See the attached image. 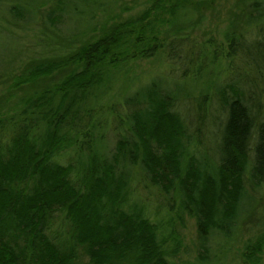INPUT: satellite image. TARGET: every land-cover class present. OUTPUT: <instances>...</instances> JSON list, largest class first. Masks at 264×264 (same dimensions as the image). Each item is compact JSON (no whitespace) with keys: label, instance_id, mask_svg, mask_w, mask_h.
Instances as JSON below:
<instances>
[{"label":"trees","instance_id":"1","mask_svg":"<svg viewBox=\"0 0 264 264\" xmlns=\"http://www.w3.org/2000/svg\"><path fill=\"white\" fill-rule=\"evenodd\" d=\"M191 3L152 0L135 19L104 27L62 56L28 63L14 78V88L28 85L33 92L13 104L0 100V264H175L168 258L178 249L166 245L167 229L130 200L129 166L135 165L178 198L197 223L202 246L211 231L231 234L246 168L264 184L259 102L235 85L215 90L224 111L210 163L194 156L198 131L189 133L174 110L186 97L176 83L170 88L152 79L125 100L112 152L104 143L107 113V127L99 123L104 115L96 118L125 67L160 52L162 15L178 19ZM234 41L230 36L229 47ZM66 150L71 161L59 163ZM263 245L260 239L247 243L245 264H260Z\"/></svg>","mask_w":264,"mask_h":264},{"label":"rangeland","instance_id":"2","mask_svg":"<svg viewBox=\"0 0 264 264\" xmlns=\"http://www.w3.org/2000/svg\"><path fill=\"white\" fill-rule=\"evenodd\" d=\"M151 1L0 0L1 103L13 104L18 97L33 92L28 85L13 87L14 78L28 63L66 54L80 41L100 34L104 27L135 19ZM257 1L191 0L193 3L178 19L162 15L163 22L158 24L159 39H164L160 52L127 65V72L118 75L108 90V107L98 110L97 119L107 113L99 123L107 127L105 119L110 126L104 136L107 150L115 149L121 132L119 119L127 112L125 100L152 79L170 88L176 83L186 94L174 110L185 121L189 133L198 131L199 142L195 138L194 143L191 141L197 145L195 153L191 144L189 149L197 159L207 156L206 163L217 155L219 121L224 111L215 92L219 86H238L252 101L261 104L264 116V77L259 74H264V44L259 42L264 38V1L255 10ZM230 36L236 42L232 47L228 45ZM199 64L203 70L198 76ZM183 71L189 76H183ZM57 76L44 83L55 81ZM69 152L63 151L56 160L67 164L71 161ZM129 171L130 200L143 207L151 222L162 223L167 229L166 245L178 249L168 258L175 264H245L247 243L258 239L264 243V184L251 176L248 167L243 173L245 191L231 234L211 231L204 246L197 234V223L179 207L178 198L150 183L139 166H129ZM260 258V264H264V245Z\"/></svg>","mask_w":264,"mask_h":264}]
</instances>
